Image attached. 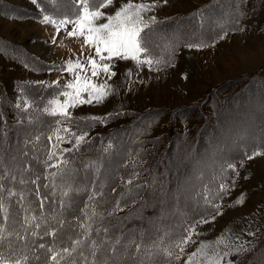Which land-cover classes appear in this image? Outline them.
Wrapping results in <instances>:
<instances>
[{
	"label": "rangeland",
	"instance_id": "1",
	"mask_svg": "<svg viewBox=\"0 0 264 264\" xmlns=\"http://www.w3.org/2000/svg\"><path fill=\"white\" fill-rule=\"evenodd\" d=\"M65 1L59 0L60 6ZM126 2L114 0L112 5L101 11L106 17ZM134 2L156 4L144 13V20L150 23L151 17L156 20L185 14L209 0ZM54 3L55 0L0 2V90L6 97L3 108L9 124L10 137L5 139L12 141L7 153L14 151L26 157L33 155L26 149L29 142L25 143L32 138H15L23 129L18 125L27 120L21 113L27 116L29 109L41 112L52 107L51 101L63 102L66 99L62 94L71 90L65 85L75 79L74 74L66 70L67 61L79 59L87 64V57L91 55L100 62L92 47L82 48L83 38L67 36L73 25L68 24L57 33L55 24L43 22L44 16L57 22L69 17L64 15L54 19L58 9ZM221 4L222 7L217 6L207 12L203 27H195L194 33L208 31L209 38L197 39L203 43L179 45L173 53L174 60L164 65H160L164 60L161 54L157 60L152 58L151 65L118 57L103 61L110 64L115 75L101 73L92 82L106 84L107 95L99 102L93 100L90 104H77L67 109L68 114L101 116L120 110L141 112L160 106L164 110L160 112L159 121L150 128L149 136L162 132L172 135V131L178 135L176 142L170 145L171 151L167 148L168 158L176 160L167 167L164 179L156 175L157 186L162 185L164 190L163 186L168 182L166 190L169 193L161 191L159 203L163 199L164 209L158 207L156 212H160L158 216L161 214L159 223H163L170 232L177 230L178 225L186 221L184 218L201 215L187 226L185 235L193 227L195 229L191 233V241L184 245L182 253L177 249L180 259L172 263L156 262L162 253L152 245L159 239L138 243L142 245L138 253L125 252L122 247L126 243H121L117 247L121 263L136 264L146 259L147 263L153 260V264H186L188 256L204 242L208 245L209 255H218L220 264H234L243 249L250 247L258 235L264 236V0H222ZM66 10L70 12L69 4ZM105 17L97 23L106 22ZM176 26L171 28L172 32L182 34L180 26ZM172 32L152 33L154 46L166 49L169 41L175 39L176 34L171 35ZM53 37L56 41L61 40L60 47L54 45ZM54 64H59L61 69L51 70ZM247 76L249 78L244 81ZM229 82L233 89L227 96L215 91L217 87L222 92L223 89L226 91ZM44 86L47 89L42 91ZM82 95L88 98L86 93ZM35 119L32 113L28 116L30 121ZM129 120L127 117L108 122L101 120L86 133L67 137L60 146L62 149L70 147L79 136L88 141L92 135L100 136ZM33 124L37 131L47 128L40 121ZM180 133H185V139L179 138ZM35 141L38 142V137ZM89 146L83 144L82 147ZM126 149L128 147H121V151ZM167 155L164 156L165 161ZM111 167L114 166H108L107 170ZM70 181L78 180L71 178L67 182ZM75 185L78 187L80 184L77 182ZM221 185L225 187L221 188ZM209 194H212V200ZM154 196L155 192H152L148 201L155 202ZM66 208L51 213L46 222L57 225L60 216L66 214ZM152 208L149 210L153 211ZM125 209L121 208L118 214H123ZM165 209L168 211L163 213ZM142 225L148 226L149 222ZM166 228L159 232L158 238L163 239L161 248L171 243L170 232H166ZM66 229L71 230V227L67 225ZM221 238L224 242L217 243ZM29 245L32 246L31 243ZM261 247L257 257L252 258V264H264V244ZM23 249L26 253L30 251V247ZM101 249L104 250L101 254L103 259L110 255L105 254L107 247ZM196 259L203 264V257L198 255Z\"/></svg>",
	"mask_w": 264,
	"mask_h": 264
},
{
	"label": "trees",
	"instance_id": "2",
	"mask_svg": "<svg viewBox=\"0 0 264 264\" xmlns=\"http://www.w3.org/2000/svg\"><path fill=\"white\" fill-rule=\"evenodd\" d=\"M75 1L67 0L60 6L61 1L55 0L54 4L58 9L56 11L57 14L53 16L55 17L54 19L61 18L64 15L69 16L68 18L70 19L76 17L78 5ZM221 3L222 0H209L206 4L188 13L156 19L155 23L150 22V28L145 30V39L149 49L147 56L157 60L159 54H161L164 60L160 65H164L174 60L173 53L179 45L185 42L191 44L193 42L203 43L197 39L204 40L209 38L210 35L207 36L206 33L208 31L204 32L203 30L194 33L195 27H203L207 12L209 11L210 13L217 6L222 7ZM67 4L70 5V12L66 10ZM11 13H9L10 16H12ZM175 25L180 26V33L182 34L177 35V32H172L171 28ZM157 32H172L171 35L176 34L175 39L169 41L168 50V47L166 49H157L154 46L152 39H155V37L151 34ZM54 69H61V66L54 64L51 70ZM253 75L255 76L256 74ZM247 78L249 77L247 76L244 81H247ZM227 86L226 91L222 88L224 92L221 89L218 90V87L215 91L222 93V96H227L233 89L231 82ZM45 89H47V86H44L42 91ZM4 104H6V97L1 89L0 185L2 187H0V202L7 209V219H5L4 211L0 210V227H3L7 232H19L26 237L24 241H20L13 235L9 237V240L12 241L13 247L19 249L20 253L27 254L30 257L28 264H44L47 259L45 249L36 247L38 244L43 243L46 247H55L59 250L70 244L69 237L85 240L82 249H78L74 256L78 258L79 252L82 250L84 255L88 256L89 264L92 260L90 247L92 240H95L98 244L101 241L108 242L101 247H107L105 254H111L108 249L117 238L121 240V243H126L124 244L125 246L132 241L140 243L143 240L151 243L159 239V243L161 240L158 238L159 232L166 227H164L163 223H159V221H162L160 219L161 214L158 216L160 212H156L158 207L161 210L164 209L163 199L159 203L163 188H161L162 185L157 186L156 181L158 179L156 175L160 176L158 178L161 180L164 179L167 167L173 164V160H176L174 157V159L168 158L170 154L168 153L167 155V148L170 150V145L178 136L174 131H172V135H166V132H162L156 136H149L150 128L159 121L160 112L164 110V107H154L141 112H132L126 109L109 112L101 116L63 115L61 113L53 115L51 112H46L45 109H42L43 112H35L34 109H29V115L31 113L34 114L36 119L30 121L28 120L29 115L26 116L21 113L27 120L23 123L20 122L18 127L23 129L15 137L17 140L32 138L25 141V143L29 142L26 144V149L32 151L33 155L26 157L22 153L18 155L14 151L7 153L12 141L5 139L10 136L7 114L5 108H3ZM119 117H127L130 120L125 125L110 128L100 136L92 135L90 140L83 141L82 144L77 145L75 143L65 149L61 148V142L72 134H84L94 128L101 120L108 122ZM36 121H40L47 128L45 130L40 128L37 131L33 127L35 125L33 123ZM184 136L185 133L179 134V138L185 139ZM34 137H38V142L35 141ZM83 144H89L90 146L83 148ZM124 146L128 147V149L121 151V147ZM165 155H167V161L164 159L166 158L164 157ZM16 159L19 160V163H15ZM112 165L114 167L107 170L108 166ZM23 175H25L24 178H22ZM71 178L78 181L67 182ZM21 181L24 182L21 183ZM77 182L80 184L78 187L75 185ZM167 186L168 182L163 186L164 192ZM213 186L215 187V185ZM152 188L154 189L152 190ZM9 192L15 194L9 196ZM66 192L68 193L67 195H65ZM152 192H155L153 197L155 202L148 201ZM164 194L169 193L166 190ZM209 195L212 200V194ZM65 206L69 208L65 209L66 214L64 216L66 215V217L61 215L57 220V225L46 222V219L53 212L57 213L64 209ZM154 206L155 209L152 208ZM121 208H126L125 212L118 214ZM151 208L154 210H149ZM167 211L165 209L163 213ZM33 216L36 219L31 224H24L25 217L31 218ZM200 216H194L192 219L191 217L184 218L183 220L186 221L181 222L174 232H170L166 228V232H170L169 239H171V243L167 247L173 250L174 256L177 254V249L172 248L173 242L185 237L190 221ZM146 221L149 222V225H142ZM60 222H63V227H61ZM37 223L41 225L39 229L35 228ZM105 223H108V225H105ZM81 224L86 227L81 228ZM67 225L71 227V230L66 229ZM88 225H91L90 229H87ZM25 228L28 229L27 232L24 231ZM105 229H107V232L104 231ZM45 230L49 232L56 230L57 235L55 237L44 235ZM86 230L89 232L87 237L83 235ZM32 231L38 232L39 235L32 236L30 234ZM24 244L29 245V253L23 251L25 250L23 249ZM263 244L264 236L258 235L250 247L243 249L240 258L234 264H252L254 260L252 258L257 257ZM21 246L23 247L21 248ZM32 248H35V255L40 256L41 259L39 261L32 259ZM122 249H125V247L123 246ZM127 250L134 253L135 246L132 245ZM103 252V249L97 252L95 257L97 261L103 259L101 256ZM174 256L167 257L162 254L157 258L156 262L172 263L175 261ZM141 261L143 264H153V260L148 263L145 262L147 261L146 259ZM141 261L136 264H141ZM121 264L133 263L124 262Z\"/></svg>",
	"mask_w": 264,
	"mask_h": 264
},
{
	"label": "snow or ice",
	"instance_id": "3",
	"mask_svg": "<svg viewBox=\"0 0 264 264\" xmlns=\"http://www.w3.org/2000/svg\"><path fill=\"white\" fill-rule=\"evenodd\" d=\"M35 2V0H33ZM78 5L76 19H61L59 22L52 20L49 16H44L43 22L53 23L56 25L57 33L60 32L61 28L66 25H73L71 31L67 32V36L70 38H83V47H92L95 52V56L99 58V61L91 55L87 57V64L81 62L77 59L75 61L69 60L66 62V70L72 72L75 76L73 81H70L65 85L67 89L71 91H65L62 95L66 99L61 102L59 100L51 101L52 107L45 108L46 112H51V114H56L60 112L63 115H67V109L69 107H74L77 104L92 103L93 100L99 102L107 95V85L106 84H96L93 78L98 77L101 73H106L109 75H115L111 72V66L108 63H103V61L111 60L114 57L120 59H132L136 60L138 63H145L151 65L153 60L147 56L148 47L147 41L145 39L146 29L150 28V23L144 20V13L150 11L156 6L153 3H143L134 2V0H127L126 3L122 4L113 14L107 15L105 17V12L101 9L106 8L114 3V0H76ZM106 18V22L97 23V21L102 18ZM151 23H155V17L150 18ZM56 42V37H53V43ZM142 54L144 58L141 59ZM159 61H157L158 63ZM78 70V71H77ZM90 73V74H89ZM82 93L87 94V99H85ZM59 139V137H58ZM84 140V136L77 137L76 143L79 145ZM257 153H254V155ZM51 158V156H50ZM251 158V157H249ZM66 163V162H65ZM232 167V165H229ZM15 179V177H13ZM24 181H21L23 183ZM35 183V181H33ZM131 183V181H129ZM2 187V185H0ZM221 185V188H224ZM15 193L9 192V196ZM68 193L66 192L65 195ZM91 199V197H90ZM42 206V205H41ZM0 210L5 213V219H7V209L2 202H0ZM95 214V213H94ZM36 217H25L24 224H31ZM214 219V217H213ZM206 222V221H203ZM61 227H63V222ZM41 225L39 223L35 224V228L39 229ZM81 228H85L84 224L80 225ZM91 225L87 226L90 229ZM25 232L28 231L27 228L24 229ZM107 232V229L104 230ZM194 227L188 232V235L181 238L179 241H174L172 248L179 249L180 253L183 252L184 245L191 241L194 232ZM32 236H38L39 233L32 231L30 233ZM15 235L17 240L24 241L25 236H22L19 232L11 233L7 232L3 227H0V264H28L30 257L27 254L20 253L18 248L13 247L12 241L9 237ZM44 235H51L55 237L57 231L53 230L51 232L45 230ZM85 237L89 235L86 230L83 234ZM70 244L66 247H62L57 250L55 247H46L43 243L38 244L36 247L39 249H45L47 254V259L44 264H89L88 256L84 255L81 250L79 252V257H75L74 253H77L78 249H82L85 243L84 239H72ZM223 238L217 243H223ZM108 243L107 241H101L99 244L92 240L90 242L91 247V257L92 260L90 264H121V255L118 254L117 246L121 244V240L117 238L108 251L111 253L104 259L97 261L95 259L97 252L100 251L101 247ZM163 243V239L159 243L154 242L152 247L157 249L163 255L167 257H173L174 252L168 247H160ZM135 246V251L138 253L141 250L142 245L135 243V241L130 242L129 245L125 246V252L128 247ZM27 244H24V248H28ZM7 250V254H6ZM33 252L32 259L39 261L41 258L39 255H35V248H32ZM203 257V264H220V260L217 256L209 255L208 245L201 242L200 247L197 248L196 252L191 253L188 256L186 264H200L197 261V256ZM175 259L179 260L180 255L175 254ZM141 264L143 262L141 261Z\"/></svg>",
	"mask_w": 264,
	"mask_h": 264
},
{
	"label": "crops",
	"instance_id": "4",
	"mask_svg": "<svg viewBox=\"0 0 264 264\" xmlns=\"http://www.w3.org/2000/svg\"><path fill=\"white\" fill-rule=\"evenodd\" d=\"M27 2H28V0H26ZM42 27V26H41ZM59 41H61V40H59ZM59 41L57 40L55 43H54V45L56 44V45H59V47H60V43H59Z\"/></svg>",
	"mask_w": 264,
	"mask_h": 264
}]
</instances>
